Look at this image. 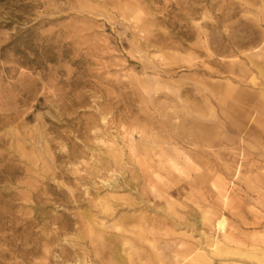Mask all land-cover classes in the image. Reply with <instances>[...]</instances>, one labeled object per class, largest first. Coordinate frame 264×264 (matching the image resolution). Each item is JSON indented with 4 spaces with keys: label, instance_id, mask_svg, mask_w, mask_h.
I'll return each mask as SVG.
<instances>
[{
    "label": "rangeland",
    "instance_id": "rangeland-1",
    "mask_svg": "<svg viewBox=\"0 0 264 264\" xmlns=\"http://www.w3.org/2000/svg\"><path fill=\"white\" fill-rule=\"evenodd\" d=\"M0 264H264V0H0Z\"/></svg>",
    "mask_w": 264,
    "mask_h": 264
},
{
    "label": "bare ground",
    "instance_id": "bare-ground-1",
    "mask_svg": "<svg viewBox=\"0 0 264 264\" xmlns=\"http://www.w3.org/2000/svg\"><path fill=\"white\" fill-rule=\"evenodd\" d=\"M223 225H224V219H221L217 222V227L218 229H223Z\"/></svg>",
    "mask_w": 264,
    "mask_h": 264
}]
</instances>
